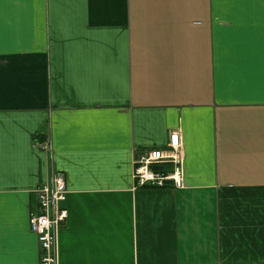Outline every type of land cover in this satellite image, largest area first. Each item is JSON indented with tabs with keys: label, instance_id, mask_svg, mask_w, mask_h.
Here are the masks:
<instances>
[{
	"label": "crops",
	"instance_id": "crops-1",
	"mask_svg": "<svg viewBox=\"0 0 264 264\" xmlns=\"http://www.w3.org/2000/svg\"><path fill=\"white\" fill-rule=\"evenodd\" d=\"M183 142L185 186L135 187ZM264 264V0H0V264Z\"/></svg>",
	"mask_w": 264,
	"mask_h": 264
},
{
	"label": "built area",
	"instance_id": "built-area-1",
	"mask_svg": "<svg viewBox=\"0 0 264 264\" xmlns=\"http://www.w3.org/2000/svg\"><path fill=\"white\" fill-rule=\"evenodd\" d=\"M183 142L178 132H172L165 149L144 151L134 161L135 187L155 186L174 188L185 186ZM67 189L60 174L53 176L48 184L37 190V204L31 210L29 227L37 236L42 250L41 264H57L58 236L68 213L61 207L66 200Z\"/></svg>",
	"mask_w": 264,
	"mask_h": 264
}]
</instances>
